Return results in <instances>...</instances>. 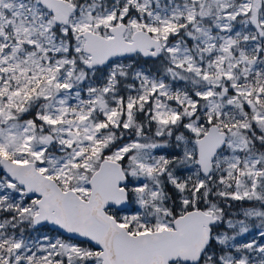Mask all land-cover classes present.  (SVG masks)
I'll return each mask as SVG.
<instances>
[{
    "label": "snow or ice",
    "instance_id": "1",
    "mask_svg": "<svg viewBox=\"0 0 264 264\" xmlns=\"http://www.w3.org/2000/svg\"><path fill=\"white\" fill-rule=\"evenodd\" d=\"M0 264H264V0H0Z\"/></svg>",
    "mask_w": 264,
    "mask_h": 264
}]
</instances>
